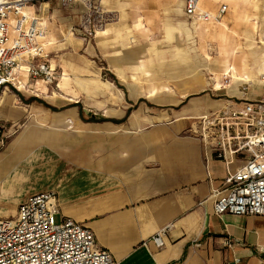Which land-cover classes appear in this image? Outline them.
I'll return each mask as SVG.
<instances>
[{
  "label": "crops",
  "instance_id": "crops-1",
  "mask_svg": "<svg viewBox=\"0 0 264 264\" xmlns=\"http://www.w3.org/2000/svg\"><path fill=\"white\" fill-rule=\"evenodd\" d=\"M185 1L36 0L26 8L51 19L45 51L57 78L47 85L22 76L29 91L0 90V174L4 167L24 190L6 216L51 191L60 214L90 229L118 264H264V217L212 212L226 166L199 121L240 105L248 76L234 63L243 73L264 60L259 34L254 46L235 38L257 30L246 29L256 14H245L244 0H199L213 16L225 6L218 21L202 22L186 15ZM90 4L107 17L93 38L81 31ZM227 66L235 80L213 91ZM257 94L254 86L248 97ZM167 225L157 248L151 237Z\"/></svg>",
  "mask_w": 264,
  "mask_h": 264
},
{
  "label": "built area",
  "instance_id": "built-area-1",
  "mask_svg": "<svg viewBox=\"0 0 264 264\" xmlns=\"http://www.w3.org/2000/svg\"><path fill=\"white\" fill-rule=\"evenodd\" d=\"M34 1L0 0V90L29 91L22 76L47 85L56 81L57 69L48 62L45 51L51 19L26 12ZM224 12L222 5L213 16L199 8V0L185 1L186 15H197L202 22L218 21ZM105 21L106 13L90 4L81 24L83 36L93 38ZM256 40L264 45V33ZM234 80L233 67L227 66L221 73L220 88L212 89L221 91ZM254 86L257 96L248 97ZM238 89L239 106L230 103L199 119L204 134L211 135L215 157L226 166L223 187L212 192V212L217 216L264 217V60L258 65L256 78L241 80ZM2 135L0 124V139ZM233 161L240 164L230 170ZM169 228L167 225L151 237L155 247L163 246L162 238ZM225 244L232 246L229 240ZM0 264L118 263L96 245L90 229L63 217L54 192L46 191L29 196L14 217H0Z\"/></svg>",
  "mask_w": 264,
  "mask_h": 264
},
{
  "label": "rangeland",
  "instance_id": "rangeland-1",
  "mask_svg": "<svg viewBox=\"0 0 264 264\" xmlns=\"http://www.w3.org/2000/svg\"><path fill=\"white\" fill-rule=\"evenodd\" d=\"M244 1H246L245 2L246 4L244 5L246 8L245 14L247 16L248 15L251 16V14H256V16L250 17V19H257L256 21L259 26L257 30L252 31V35L248 38L245 37L244 33H240V32H238L235 38L237 42L240 44H243V45L247 44L249 46L250 45L254 46L253 40H254L255 35H258V34L260 35L261 33H264V0H244ZM221 4L223 3L219 2L218 6ZM258 51H261V50H258ZM258 51H256V53H258ZM258 64L259 62L257 63L256 66L254 65V68L250 67L248 71L240 73L239 67L237 66L236 63H234L235 67L237 68L238 76L242 77L243 74H246L248 76L247 78L249 79L255 78L256 69L258 68ZM214 71L218 72L219 70L214 69ZM101 80L103 81V79ZM105 84L106 83H102V84L95 85V86L101 87V86H105ZM39 96L40 94L37 91L36 97H39ZM44 102L47 104L46 100H44ZM6 171L4 170V167H2V172L0 174V179H1V182H0V216L1 217H14L15 214L14 215L10 214L6 216L5 212L8 210L7 207H9L14 201H16L20 197V193L24 190L15 186V184L10 180L11 178L10 174ZM55 222L56 223L59 222V218L57 216L55 217Z\"/></svg>",
  "mask_w": 264,
  "mask_h": 264
},
{
  "label": "bare ground",
  "instance_id": "bare-ground-1",
  "mask_svg": "<svg viewBox=\"0 0 264 264\" xmlns=\"http://www.w3.org/2000/svg\"><path fill=\"white\" fill-rule=\"evenodd\" d=\"M257 19H247L246 21H247V30H248V32H251L252 30H255V29H257L258 28V23H257V21H256ZM221 27H222V30H223V32H227V31H229L228 29H227V27L225 26V25H223V24H221ZM222 34V36H221V40H222V42H225L226 41V38H225V35L226 34ZM228 60V58L227 57H225V56H222L221 57V61L223 62V64L226 62ZM249 79V78H248ZM249 80H254L253 78L252 79H249Z\"/></svg>",
  "mask_w": 264,
  "mask_h": 264
}]
</instances>
